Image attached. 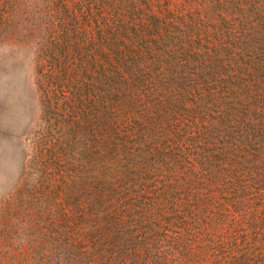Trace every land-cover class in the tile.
<instances>
[{
  "label": "trees",
  "instance_id": "1",
  "mask_svg": "<svg viewBox=\"0 0 264 264\" xmlns=\"http://www.w3.org/2000/svg\"><path fill=\"white\" fill-rule=\"evenodd\" d=\"M198 1L0 0L40 105L0 225L22 264H195L232 212L264 246V0Z\"/></svg>",
  "mask_w": 264,
  "mask_h": 264
},
{
  "label": "rangeland",
  "instance_id": "2",
  "mask_svg": "<svg viewBox=\"0 0 264 264\" xmlns=\"http://www.w3.org/2000/svg\"><path fill=\"white\" fill-rule=\"evenodd\" d=\"M158 17L190 18L197 10L198 0H148ZM146 19L145 16L142 17ZM206 27L209 28V25ZM40 115V105L34 86V63L30 48L13 39L0 41V225L7 218V201L20 183L26 161L27 133L34 129ZM216 204L223 196H214ZM219 212L218 210L212 211ZM259 212L245 215L228 213L226 224L208 230L204 224L199 231L195 264H227L240 256L246 264H259L264 246L254 239L259 232L253 229L251 218ZM261 217V216H259ZM209 221H206L208 223ZM1 228V227H0ZM19 237L9 241L0 234V264H22L16 248ZM215 241L210 244V242ZM220 242L224 249L217 250ZM231 245V247H230ZM218 257L220 259H218Z\"/></svg>",
  "mask_w": 264,
  "mask_h": 264
}]
</instances>
